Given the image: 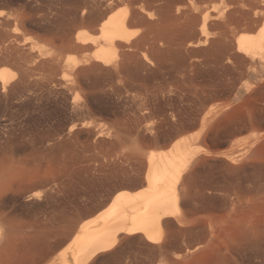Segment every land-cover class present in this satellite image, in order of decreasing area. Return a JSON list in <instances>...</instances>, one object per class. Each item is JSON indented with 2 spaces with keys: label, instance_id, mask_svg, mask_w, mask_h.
<instances>
[{
  "label": "rangeland",
  "instance_id": "1",
  "mask_svg": "<svg viewBox=\"0 0 264 264\" xmlns=\"http://www.w3.org/2000/svg\"><path fill=\"white\" fill-rule=\"evenodd\" d=\"M119 1L121 0H0V11H5L4 16L8 17H6L7 19L3 17L0 20V30H3L2 27L5 30L6 28L8 30L10 27L8 31L13 30V22L15 24L17 22L18 26L24 24L22 27H19L22 29L24 28L23 30L25 31L28 30L26 32H30L31 35L40 37L39 39L42 40V43L44 42L43 44L45 45L46 51L55 52L54 50H56L55 54L58 52L57 61L55 60L54 62V60H51L48 62L49 66L47 64L42 68L43 72L41 71V75L35 76L36 78L34 79L39 80V85L31 88V94L36 95V93H38L36 96L42 95L41 97H43V99L40 100L41 102L48 101L45 105L47 109L49 107L47 111H52L55 107L58 111L55 109L52 111L55 113L51 112V114L46 113L44 115V126L42 127L44 131L41 130V127V129L38 128V131L34 130L36 135L34 134L35 136L32 135L31 138H29L33 142H31V144H33L34 149L32 147L30 148V145H28V151H26L27 148H25L26 150L23 149L20 152H13L14 155H12L13 153L11 151H6V153L9 152L11 155L9 156V154L2 153L0 156V159L4 160V163L0 165V188L3 189V192L0 193V202H3H1L2 204L0 203V207L2 208V216L8 217L9 221V225H5L6 228L3 237L4 239L7 238L8 244L6 242V246H3L5 243L3 241L6 240H3L0 244L1 247L6 249L2 248L4 253L2 254V249L0 248V257L3 256L0 258V264H48L49 258L57 251L58 246H62L60 245L61 239L66 233L65 230L67 226L70 225L69 223L75 221L79 215L88 211V208L89 210L92 209L97 202L102 200L103 195V197L107 195L114 184H119L121 181L122 184H126L124 188H128L129 190L136 189L135 185L142 179L141 177L144 176L146 168L145 162L150 151L152 149L156 151L169 150L174 147V142L180 146V154L182 153L181 171L183 176L181 179L183 182H181L182 180L180 182L183 184L180 183V185H182L181 190L183 189L185 193L183 194V198L188 195L186 196L188 198L183 199L185 201L182 200L183 202L181 203V213H185H182L183 222H178L173 218L175 221L174 223L170 218L172 221L171 224H166L163 233L159 235L161 242L152 244L154 246L147 244L144 239L140 238L142 240L140 241L137 236L125 235L120 238V240H123H119L114 248L115 250L103 252V254L100 253L88 264H263L264 64L261 63L259 59H256L258 63L257 61L253 62L245 55L244 57L247 58L244 59L243 55L237 52L234 42L235 38H233V36L231 37V33L234 35L233 32L230 28L224 26L222 19L220 20L218 18L222 12H226L230 8L231 5L228 0H195L197 5V9L194 10L195 12L192 11L194 9L192 7H190L192 8V12L189 11V9L187 10V8H189L187 3H189L190 0H183L184 3L181 0L179 4H183L182 6L185 4V8L183 7L182 10H186H183V12L181 10L179 12L184 14V11H186V15L182 14L185 18L178 15L179 18L182 17V20L178 19V21L172 22L171 26L174 24L175 26H173V29L176 31V35L175 33L173 35V37L175 36L174 38L166 39L161 42L158 41V47L160 46L161 48H158L157 44H155L156 48L154 45L147 44L141 45L142 47L139 46L142 49L139 47H135L134 49V46L130 48V50L127 49L128 53H131V59L127 60H129L130 69L132 70H129L130 73L128 72V74L118 79V81L121 79L119 81L122 84H119L121 87L116 85L118 82L117 80L114 84L112 78L105 71L89 68L93 71H91L93 76L89 73L88 75L90 78L88 79V75H86L85 72L83 73L82 69V72L79 69H77V72L76 69L72 71L68 69L67 66H65V59L67 57H73L81 62L88 56L91 57L97 47V45L86 44L81 45L82 47L72 46L71 41L77 29L81 28L80 24L81 26L83 24L82 28L93 30L94 27H96L93 18L95 17L96 19L107 5ZM122 1L123 3L117 7L113 13L123 10L128 5L132 7L136 3L135 8L140 7L141 4L144 6L146 5L145 7L148 10L150 9L154 14L157 13L155 16L158 17L159 9L162 8L163 5L165 6L167 3L168 6L166 5L165 8L169 6L174 7L175 5V9H177L179 0H172L174 3L177 1L174 5L169 3L171 0H165V3L162 0L159 2L158 0H153L155 3L152 0H144V2L143 0H141L142 2L139 0H129V2L128 0ZM147 1L152 3L149 4ZM203 11H205V13L201 17H204L205 14H210L208 27L211 33V40L198 46L192 45L191 47L188 43L191 39L195 41L198 38L197 36L200 32L198 27H201L202 19L199 21H196V19L197 17L200 18ZM179 12L177 14H181ZM11 13H14L12 14L13 17H10ZM16 13H18L17 16L15 15ZM156 17H153V19L155 20ZM12 18L13 20L11 21ZM93 21L94 27L91 26ZM88 24H90V28ZM220 24L221 28L219 26ZM210 25L212 27H210ZM147 26L146 23L143 25V22L135 19L133 24H131V30L136 33V38H138L148 35L147 33L150 34L151 29ZM178 26L179 28H177ZM182 28L186 32L183 31ZM190 28L191 30H189ZM195 28L196 30H194ZM179 30L187 34L184 35L185 33H180L178 32ZM192 30H194V32ZM217 34L220 35L218 36ZM223 36H227V39L225 37V39H223ZM186 38L187 40H185ZM215 39L218 40V42ZM188 40L189 42L187 43ZM231 40H233V44ZM174 41H177L178 44L180 42V45L176 42L173 43ZM219 41L221 42L219 43ZM163 42L166 44H163ZM186 43L188 45H186ZM175 45V48L177 49L178 47L179 49L176 50L172 47ZM179 46H183V48H181L183 50H181ZM162 49L165 51H161ZM168 49H172V53L169 54L170 50ZM173 49L175 50L173 51ZM223 49L228 53L226 54ZM139 50H141V53ZM162 52L164 53V57ZM158 53L162 54L160 55ZM173 53L176 55L174 56ZM171 54L174 58H172ZM141 55L145 57L144 62L142 61L143 58ZM159 56L162 57L164 62ZM166 56H168L169 59ZM164 58H167L169 63H166L168 60ZM160 60L162 61L159 62ZM5 62H2L0 66H3L11 74H17V66L13 62ZM87 65L88 64H85L83 69L90 64ZM165 65L167 66L165 67ZM132 66L134 68L136 67L137 70L139 69V71L136 69V71H134ZM53 67H55V69ZM100 73L102 75H100ZM131 73L132 77L130 80L129 76L127 77L126 75H130ZM134 74L137 76L134 77ZM46 75L48 78L52 77L50 80L52 79L53 82L52 80L47 81V79H45ZM105 77L108 82L105 81ZM125 77L129 78L133 84L129 80H126L127 78ZM96 78L98 79L96 80ZM123 78L125 80H122ZM92 80L97 83H92ZM101 80L103 82H101ZM70 81H73L74 84H70L69 86ZM43 82L47 85L45 86ZM50 83L52 84L50 85ZM65 83H67L68 86H66ZM104 83L107 85L106 89ZM107 83L111 85V87ZM129 83H131V86H128L130 85ZM58 87L60 88L58 89ZM76 87L79 88L77 89ZM127 87L128 89L129 87L131 88L128 90ZM53 88L56 89L53 91ZM65 88L69 89L66 90ZM74 88L76 90H73ZM123 88L129 91L127 94H124V97L123 93H126V91H124ZM57 89L58 92L56 91ZM131 89H136L137 91ZM155 90L158 91L155 92ZM49 91H52L54 94ZM108 91L111 93H108ZM113 92L115 94H113ZM49 93L51 95H49ZM55 93L57 94L56 96ZM141 93H143V96ZM144 95L147 96L145 97ZM63 96L65 98H62ZM153 96L156 97L153 98ZM149 97H151V101L155 103L152 102V104H150L151 107L155 108H152L153 110L151 107L147 108L148 104L151 103ZM152 98L156 100V102L152 100ZM159 98L166 102H158ZM52 99L54 101H52ZM62 99L66 102L60 101ZM55 100L57 101V105ZM72 100L76 101L73 102ZM86 102L94 104L90 105L91 107L89 106V109L87 107L84 108L85 106L83 104ZM74 103H76L75 105L77 106H74ZM159 103H163L166 106L159 105ZM79 105L81 107L83 106L82 111ZM156 105L157 107L160 106V108L162 106V112H158L160 117L159 115H155V111L160 110L159 107L158 109L156 108ZM63 106H65V108ZM174 106L177 107V109ZM1 109L0 103V121L3 118ZM181 109L184 110V112ZM172 112L176 121H173V115H169L172 114ZM53 114L56 118L54 116L52 117ZM161 114L163 116H161ZM162 117H164V119H162ZM165 117H170L171 119L168 120ZM165 120H167V122ZM171 122L175 123L169 124ZM185 123L187 126L190 124V126H192L193 123L196 124H193L194 126L192 128L189 126L190 129H188L189 127L187 128ZM72 125L76 126L70 131L69 128ZM163 125L164 127H161ZM116 128L117 130H115ZM177 128L180 129H178L179 131H183L179 135H176V132H178ZM112 129L114 131H112ZM130 129L132 134L129 131ZM111 131L113 133L109 134ZM158 131L161 132V134ZM37 134H40L39 137ZM173 134L176 135L175 138L171 136ZM41 138L44 144L40 143ZM137 138L143 140L141 141ZM44 139L46 141H44ZM25 156L26 160L24 158ZM6 158H9V160ZM27 159L30 161L28 162ZM6 160L11 162H6V164ZM122 172H124L123 175ZM31 174H34V176H31ZM189 179L193 180L191 181ZM29 181H31V183H36V187L35 185L33 186L34 188L28 187ZM189 182H191V184ZM198 182L199 185L197 186ZM206 183L209 184V188L211 187L210 185L213 184L214 189H220H213V191H215L213 192L207 187L208 184ZM192 184L194 185L192 186ZM195 185L197 187H194ZM203 185L206 189L208 188L205 192ZM183 186L187 187L188 190H185ZM215 186L217 188H215ZM192 187L194 191H191ZM36 188H38V195H31L33 189L34 192H37ZM196 188H200L198 191L201 190V193H198ZM208 190L211 191L209 192ZM28 191L31 192L29 193ZM195 191L198 195L201 194L196 198V201H194L197 195ZM207 191L210 193L208 196H211L210 198H212L213 201L210 198V201L207 199ZM27 194L30 195V197ZM190 194H195V196L193 198L191 196L189 197ZM25 197H27L26 200ZM201 197H204L209 202V206L206 207L207 203L205 206L202 204L204 203L203 200H206L203 198L200 200L199 198ZM28 198L33 200H29ZM191 198L193 199L192 202H190L192 200ZM198 200L204 208L199 206L200 204L197 203ZM193 202H196L197 205ZM183 203H185V207ZM195 205L196 207L199 206L197 212H194L197 209L196 207H194L195 210L192 211ZM55 207L57 216H55V212L50 211V209L54 210ZM185 208H189L190 210H186ZM202 208L203 211L200 210ZM79 211L80 214L78 213ZM186 211L191 218L187 219L184 217L187 216ZM58 213L60 215L62 214L61 217ZM50 214L54 217L52 218ZM62 216L64 217L63 219ZM56 217L61 218L62 221H60V219L56 221ZM86 217L85 219L90 218L89 215ZM176 224L178 225L176 226ZM179 227H181L182 231L184 230L183 233ZM186 227H189L187 231L185 229ZM192 227L195 228L192 230ZM173 228L176 229H174L175 232L177 231L175 234L178 232L180 233L175 236ZM188 229L191 230V233ZM258 232L259 235H257ZM5 234L8 237H5ZM184 235L186 239L188 237V242L186 239L183 240L185 238ZM169 236H171V239ZM131 237L132 239L130 240L129 238ZM133 238L137 240H133ZM179 239L180 242L178 241ZM251 240L255 243L256 241L262 242L259 244L257 242V245H254L255 243H250ZM171 241L173 244H171ZM247 242L249 246L253 244L256 248L253 245L248 247L246 246L247 244L244 247V244ZM155 245L160 247H156ZM258 245L260 247H257ZM252 246L254 247V252ZM245 248L249 249L246 250Z\"/></svg>",
  "mask_w": 264,
  "mask_h": 264
},
{
  "label": "bare ground",
  "instance_id": "2",
  "mask_svg": "<svg viewBox=\"0 0 264 264\" xmlns=\"http://www.w3.org/2000/svg\"><path fill=\"white\" fill-rule=\"evenodd\" d=\"M141 1V0H139ZM151 1V0H149ZM147 1V2H149ZM153 1V0H152ZM160 0H158L159 2ZM163 2L165 0H162ZM161 1V2H162ZM181 0L178 1V6H177V9H175V3H177V1L174 3V1L172 2H169L171 3L173 6H169L168 8L163 5L162 8H158L159 9V16L156 17L155 14L157 13H153L150 11V9L148 10L144 5L141 4L140 2V7H136L135 8V4L134 6H127L126 8H124L123 10H120L116 13H113L115 11V9L117 7H119L123 1H119L117 3H113V4H109L107 5L104 10L102 12H100V15L93 18L95 20V26L94 27V21L92 22V27H94L93 30H88L87 28L85 29L84 27L82 28L81 24H80V27L81 28H78L75 35H74V38L73 40L71 41L72 43V46H77V47H82L81 45H97V47L95 48L92 56H88L87 58L83 59L81 62L77 61L75 58L73 57H67L65 59V66H67L68 69H70L71 71L72 70H75L76 69V72H77V69H79L81 71V69L83 70V73L85 72L86 75H88L89 73H91L92 70H90L89 68H96V70L98 69V71L102 70V71H105L111 78H112V81L113 83L115 84V81L119 78H122L123 75L125 76V74H128V72L130 73L129 70H132L130 69L131 66H130V63H129V60L127 59H131V53H128L127 49L130 50V48H132L134 46V49L135 47H139V46H143V45H147V44H151V45H154L155 48H156V45L157 43L161 42V41H165L166 39H170V38H174L173 35L174 33L176 32L174 29H173V26H175L173 24L172 25V22L176 20L178 21V19L182 20V14L181 11L182 8L185 6H182L181 4H179ZM185 1V0H184ZM188 1V0H187ZM230 2V8L226 11V12H222L220 14V17L218 16V18L221 20H223V24L224 26L228 27L231 29V31L233 32L234 35H232L231 33V37L233 36V38H235L234 42H235V48L237 50V52L241 53L244 57L247 56L248 59L250 58L251 61L255 62L257 61L256 59H259V61L261 63L264 64V0H228ZM126 2V1H125ZM129 2V0H128ZM132 2V1H131ZM144 2V0H143ZM155 3V1H153ZM183 2V0H182ZM134 3V1H133ZM132 3V5H133ZM152 3V2H151ZM149 2V4H151ZM153 3V4H154ZM157 3V1H156ZM165 3V2H164ZM168 3V4H169ZM184 3V2H183ZM139 4V3H138ZM147 4V3H146ZM148 4V5H149ZM188 4V7L187 10L189 9V11H191L192 8H194L192 11H194L195 9H197V5H196V2L195 0H190ZM147 5V6H148ZM160 5V4H159ZM152 6V5H151ZM168 6V5H167ZM156 7V5H155ZM187 7V5H186ZM192 7V8H190ZM199 7V6H198ZM150 8V7H149ZM153 8H154V5H153ZM185 8V7H184ZM152 9V7H151ZM155 9V8H154ZM176 11H175V10ZM201 9V8H200ZM183 10H186V9H183ZM182 10V12H183ZM191 11V12H192ZM202 11V10H201ZM181 13V14H177V13ZM195 12V11H194ZM186 11H184V14L183 15H186L185 14ZM190 13V12H189ZM205 13V11H203V13L200 15V18L197 17L196 21H199L200 19L202 24H201V27H198L199 28V34L197 36V40L193 41L191 39V41L189 42V40L187 41V43L189 45H201L205 42H208L209 40H211L210 36H211V33L209 32V15L208 14H205L204 17H201L203 14ZM5 14V11H0V20L4 17V19L7 17V16H4ZM12 14L14 13H11V16L10 17H13ZM18 13H16L15 15L17 16ZM194 14V13H193ZM10 15V14H9ZM182 16L181 18H179V16ZM188 15V13H187ZM192 15V14H191ZM20 16V15H19ZM190 16V14H189ZM199 16V15H198ZM21 17V16H20ZM153 17H156L155 20L153 19ZM187 17V16H186ZM192 17V16H191ZM190 17V18H191ZM8 18V17H7ZM6 18V19H7ZM23 18V17H22ZM185 18V17H183ZM194 18V17H193ZM192 18V19H193ZM92 19V18H91ZM137 19L139 20L140 22H143V25L144 23H146L150 29H151V32L150 34L147 33L148 35H145V36H140L138 38H136V33L133 32L131 30V24H133V21ZM187 19V18H186ZM189 19V17H188ZM187 19V21H188ZM191 19V20H192ZM211 19V18H210ZM10 20V19H9ZM13 20V18L11 19V21ZM18 20V19H17ZM23 20V19H22ZM27 20V19H25ZM179 20V21H180ZM218 20V19H217ZM6 21V20H5ZM15 21V20H14ZM24 21V20H23ZM185 21V20H184ZM193 21V20H192ZM212 21V20H211ZM8 22V21H7ZM21 22V21H20ZM25 22V21H24ZM191 22V21H190ZM195 22V21H194ZM212 22H215V21H212ZM211 22V23H212ZM11 23V22H10ZM9 23V24H10ZM26 23V22H25ZM91 23V22H90ZM139 23V22H138ZM180 23V22H178ZM185 23V22H184ZM183 23V24H184ZM193 23V22H192ZM3 24V23H2ZM6 24V23H5ZM4 24V25H5ZM8 24V25H9ZM20 24V23H19ZM23 24V23H21ZM176 24V23H175ZM181 24V23H180ZM217 24V23H216ZM12 25V24H11ZM15 25V26H14ZM24 25V24H23ZM23 25H19V26H23ZM89 25V28H90V24ZM179 25V24H178ZM198 25V24H197ZM200 25V24H199ZM218 25V24H217ZM216 25V26H217ZM2 26V25H1ZM16 22V24L13 22V30L11 31H8L7 28L6 30L2 27L3 30H0V64H2V62H5L7 63V61H10V62H13L16 66H17V74H11L7 69H5L3 66H0V103H1V107H2V116L3 118L1 119L0 121V125H1V130H0V156L2 153H6V151H11L12 153L13 152H20L21 150L29 147L28 145H30V148L32 147L33 148V144H31L32 140H30L29 138H31L32 135L35 134L34 130L38 131V128H42L44 126V120H43V117L44 115L47 113V114H51L52 111H54L55 109H57L55 107L54 110L52 111H47L49 109L46 108V102L48 101H44V102H41L40 100L43 99V97L41 96H36L38 95V93H36V95H33L31 94V88L33 86H36V85H39V80H36L34 78H36L35 76H40L41 75V71H42V68L48 64V62H50L51 60L55 62L56 58L58 57V52L57 54L56 53V50H54L55 52H50V51H46L45 50V45L42 43V40H40L39 38L40 37H37V36H34V35H31V33H27L26 31L28 30H23L22 28H20ZM147 26V27H148ZM186 26V24H185ZM184 26V27H185ZM214 26V25H213ZM220 28H221V24L219 25ZM223 26V25H222ZM25 27V26H24ZM183 27V28H184ZM187 27V26H186ZM210 27H212L210 25ZM179 28V26L177 27ZM182 28V30H183ZM188 28V27H187ZM217 28V27H215ZM214 28V29H215ZM219 28V27H218ZM193 29V27H192ZM223 29V28H222ZM178 30V29H176ZM181 30V29H180ZM178 31V32H182V33H185L183 31ZM191 30V28L189 29ZM196 30V28L194 29ZM194 30H192L194 32ZM198 30V29H197ZM221 30V29H220ZM225 30V29H224ZM188 31V30H187ZM191 31V32H192ZM245 31V32H244ZM190 32V31H188ZM197 32V31H196ZM227 32V31H226ZM145 33V32H144ZM216 33H217V30H216ZM187 33H185L184 35H186ZM225 34V33H224ZM223 34V35H224ZM149 35H153V36H149ZM176 35V33H175ZM183 35V34H182ZM180 35V36H182ZM183 35V36H184ZM191 35V34H189ZM218 36L220 34H217ZM216 35V36H217ZM179 36V37H180ZM188 36V35H187ZM193 36V35H192ZM189 37V36H188ZM225 36H223V39H227V36L224 38ZM185 38V36H184ZM194 38V37H192ZM69 39V38H68ZM177 39V38H176ZM181 40V37L179 38ZM189 39V38H188ZM219 39V38H218ZM232 39V38H231ZM173 40V39H172ZM179 40V41H180ZM183 40V39H182ZM187 40V38L185 39ZM216 40V39H215ZM230 40V39H229ZM227 40V41H229ZM69 41V40H68ZM159 41V42H158ZM168 41V40H167ZM218 42V40H216ZM226 41V40H224ZM222 41V42H224ZM233 40H231L232 42ZM70 42V41H69ZM171 42V41H170ZM169 42V43H170ZM177 43V41H174L173 43ZM181 42V41H180ZM180 42L178 45H180ZM216 42V43H217ZM221 41H219L220 43ZM230 42V43H231ZM165 42H163L164 44ZM168 43V44H169ZM172 43V42H171ZM186 43V45H188ZM218 43V44H219ZM70 44V43H69ZM166 44V43H165ZM176 44V45H177ZM185 44V43H184ZM222 44V43H221ZM226 44V42H225ZM233 44V42H232ZM172 45V44H171ZM175 46H172V47H176ZM185 45V46H186ZM217 45V44H216ZM223 45V44H222ZM221 45V47H222ZM141 46V47H142ZM226 47H229L227 45H225ZM153 47V46H152ZM157 47H158V44H157ZM160 47V46H159ZM158 47V48H159ZM167 47V46H166ZM169 47V46H168ZM171 47V48H172ZM180 49L183 48V46H179ZM187 47V46H186ZM217 47V46H216ZM76 48V47H75ZM74 48V49H75ZM140 48V47H139ZM145 48V46H144ZM161 48V47H160ZM185 48V47H184ZM190 48V47H189ZM195 48V47H194ZM234 48V49H235ZM142 49V48H140ZM149 49V48H147ZM165 49V48H163ZM161 50V51H165V50ZM167 49V48H166ZM176 49V48H175ZM173 49V51L175 50ZM177 49H179L177 47ZM176 49V50H177ZM218 49V48H217ZM222 49V48H221ZM226 49V48H225ZM233 49V51H234ZM151 50V49H150ZM170 50V49H168ZM172 50V49H171ZM170 50L169 54L172 53ZM183 50V49H181ZM184 50H187V49H184ZM224 50V49H223ZM227 50V49H226ZM132 51V50H131ZM140 53H141V50H139ZM138 51V52H139ZM143 51V50H142ZM153 51V50H152ZM158 51V49H157ZM156 51V52H157ZM180 51V50H179ZM219 51V49H218ZM225 51V50H224ZM232 51V50H231ZM162 52V53H163ZM167 52V50H166ZM165 52V53H166ZM177 52V51H175ZM174 52V53H175ZM162 53H158V54H162ZM173 55L175 56L176 54ZM181 53V51H180ZM179 53V54H180ZM224 53V52H223ZM226 53V51H225ZM228 53V52H227ZM226 53V54H227ZM235 53V51H234ZM133 54V52H132ZM222 54V53H221ZM231 54V53H230ZM236 54V53H235ZM234 54V55H235ZM238 54V53H237ZM138 55V53H137ZM136 55V56H137ZM239 55V54H238ZM241 55V56H242ZM135 56V57H136ZM140 56V55H139ZM142 56V55H141ZM155 56V55H154ZM169 56V55H168ZM168 56H166L168 58ZM172 56V54H171ZM174 56H172V58H174ZM237 56V55H236ZM86 57V56H85ZM134 57V59H135ZM138 57V56H137ZM161 57V56H159ZM163 57H164V53H163ZM232 57V56H230ZM235 57V56H234ZM237 57H240V56H237ZM247 57H244L247 58ZM143 62H144V58L143 57ZM167 58H164L166 60H168ZM171 58V57H170ZM140 59V58H139ZM162 59V57H161ZM136 60V59H135ZM158 60V59H156ZM163 60V59H162ZM162 60H160L159 62H161ZM172 60V59H170ZM57 61V60H56ZM59 61V59H58ZM147 61V60H145ZM173 61V60H172ZM131 62V61H130ZM164 62V60H163ZM162 62V63H163ZM248 62V61H247ZM251 62V63H253ZM4 63V64H5ZM9 63V62H8ZM132 63V62H131ZM141 63V62H140ZM147 63V62H146ZM158 63V62H157ZM166 63H169V60L168 62L166 61ZM165 63V64H166ZM249 63V62H248ZM250 63V64H251ZM258 63V61H257ZM51 64V63H50ZM57 64V63H56ZM55 64V66H56ZM59 64V63H58ZM85 64H90L88 67H85L83 69V66ZM137 64V63H136ZM149 64V63H147ZM147 64H145L146 66H148ZM160 64V63H159ZM172 64V62H171ZM82 65V66H81ZM144 65V64H143ZM142 65V67H143ZM173 65V64H172ZM49 66V64H48ZM54 66V65H53ZM58 66V65H57ZM136 66V65H135ZM138 66H141V65H138ZM167 65H165L166 67ZM52 67V66H51ZM133 67V66H132ZM163 67H164V64H163ZM46 68V67H45ZM48 68V67H47ZM55 69V67H53ZM52 68V70H53ZM134 68V67H133ZM168 68V67H167ZM57 69V68H56ZM89 69V70H88ZM136 67L134 68V71ZM165 69V68H164ZM46 70V69H45ZM44 70V71H45ZM51 70V68H50ZM49 70V71H50ZM142 70V69H141ZM160 70H163V69H160ZM59 71V70H58ZM95 71V70H94ZM133 71V72H134ZM139 71V69L137 70ZM43 72V71H42ZM75 72V71H74ZM82 72V71H81ZM79 72V73H81ZM93 72V71H92ZM50 73V72H49ZM82 73V74H83ZM102 73V72H101ZM100 73V75H102ZM139 73V72H138ZM36 74V75H35ZM54 74V73H53ZM95 74V73H93ZM97 74V73H96ZM104 74V73H103ZM137 74V73H135ZM134 74V77H136L137 75ZM51 75V74H50ZM77 75V74H76ZM85 75V74H84ZM92 75V73L90 74ZM106 75V74H105ZM104 75V76H105ZM132 73L130 75H126L127 77L129 76L130 80H131V76ZM140 75V74H139ZM93 76V75H92ZM153 76V75H152ZM47 75L45 76V79H47V81H51L50 78H46ZM85 77V76H84ZM103 77V76H102ZM107 77V76H106ZM106 77H105V81H106ZM125 77V78H127ZM139 77V76H138ZM41 78V77H40ZM89 75H88V79H89ZM117 78V79H116ZM129 78H127L126 80H129ZM34 79V80H33ZM77 79V78H76ZM82 79V77H81ZM98 78H96L97 80ZM136 79V78H134ZM55 80V79H54ZM85 80V79H84ZM121 80V79H120ZM119 80V81H120ZM122 80H125L124 78ZM129 80V81H130ZM137 80V79H136ZM46 81V82H47ZM57 81V80H56ZM78 81V80H77ZM93 81V80H92ZM95 81V79H94ZM92 82V83H95V82ZM118 81V82H119ZM127 81V82H129ZM53 82V80H52ZM61 82V80H60ZM82 82V81H80ZM100 82V81H99ZM101 82H103L101 80ZM108 82V80L106 81ZM110 82V81H109ZM117 82V86L119 84H121L120 82L118 83ZM132 83V81H130ZM57 83V82H56ZM86 83V82H85ZM91 83V82H89ZM97 83V82H96ZM95 83V84H96ZM111 83V82H110ZM131 83H129L130 85L128 86H131ZM137 83V82H136ZM44 84V82H43ZM48 84V82H47ZM46 84V85H47ZM52 83H50L51 85ZM66 86L67 83H65ZM70 84H74L73 81H70L69 82V86ZM75 84H76V81H75ZM87 84V83H86ZM93 84V85H95ZM105 84V89H106V83ZM108 84V83H107ZM112 84V83H111ZM133 84V83H132ZM142 84V83H141ZM45 85V84H44ZM45 85V86H46ZM56 85V84H55ZM61 85V84H60ZM83 85V84H82ZM109 85V84H108ZM122 85V84H121ZM125 85V84H124ZM127 85V84H126ZM96 86V85H95ZM99 86V85H98ZM111 87V85H109ZM120 86V85H119ZM51 87V86H50ZM65 87V86H64ZM121 87V86H120ZM124 88H126L125 86H123ZM155 87V86H154ZM39 88V87H37ZM48 88H49V84H48ZM60 87H58L59 89ZM77 89L79 87H76ZM82 88V87H81ZM85 88V86H84ZM96 88V87H95ZM108 88V87H107ZM119 88V87H118ZM123 88V90H124ZM131 87H129L130 89ZM132 88H133V85H132ZM145 88V87H144ZM150 88V87H149ZM152 88V86H151ZM36 89V88H35ZM50 89V88H49ZM56 88H53V91L55 90ZM58 89L56 90L58 92ZM66 90L69 89V88H65ZM92 89V88H91ZM119 89H122V88H119ZM128 89V87H127ZM128 89V90H129ZM51 90H52V87H51ZM71 90V89H70ZM73 90H76L75 88ZM94 90V89H93ZM102 90V88H101ZM109 90V89H108ZM126 91V93H123V97H124V94H127V92L129 91ZM131 90H136V89H131ZM147 90V89H146ZM159 90V89H158ZM158 90H155V92H157ZM38 91V90H37ZM60 91V90H59ZM107 91V90H106ZM116 91V90H114ZM137 91V90H136ZM141 91V90H140ZM33 92V91H32ZM35 92V91H34ZM39 92V91H38ZM50 92V91H49ZM52 92V91H51ZM50 92V93H51ZM63 92V90H62ZM61 92V93H62ZM100 92V91H99ZM110 91H108L109 93ZM151 92V91H150ZM46 93V92H44ZM43 93V94H44ZM49 93V95H51ZM53 93V92H52ZM105 93V92H103ZM111 93V92H110ZM121 93V95H122ZM140 93V92H139ZM138 93V94H139ZM144 93V92H143ZM141 93V95L143 94ZM147 93V92H146ZM145 93V94H146ZM149 93V92H148ZM153 93V91H152ZM163 93V92H162ZM42 94V93H40ZM48 94V93H47ZM54 94V93H53ZM94 94V93H92ZM100 94V93H99ZM113 94H115L113 92ZM112 94V95H113ZM156 94V93H154ZM158 94V93H157ZM167 94V93H165ZM170 94V93H169ZM45 95V94H44ZM57 94L55 93V96ZM90 95V94H89ZM104 95V94H103ZM130 95V93H129ZM54 96V95H52ZM59 96V95H58ZM92 96V95H90ZM94 96V95H93ZM137 96V95H136ZM140 96V95H139ZM143 96V95H142ZM145 96V95H144ZM147 96V95H146ZM145 96V97H146ZM150 96V94H149ZM157 96V95H156ZM156 96H153L156 97ZM159 96V94H158ZM173 96V95H172ZM97 97V96H96ZM106 97V95H105ZM109 97V96H107ZM122 97V96H121ZM122 97V98H123ZM130 97V96H129ZM133 97V96H132ZM163 97V96H162ZM62 98H65L64 96ZM127 98V97H126ZM131 98V97H130ZM151 97H149L150 99ZM152 98V100H154ZM158 98V97H157ZM156 98V99H157ZM165 98V97H163ZM94 100H97L95 98H92ZM91 99V100H92ZM104 99V98H103ZM142 99V98H141ZM144 99V98H143ZM148 99V98H147ZM170 99V98H169ZM177 99V98H176ZM47 100V99H46ZM65 100V99H64ZM159 101L158 102H163L165 103L166 101H163V100H160V98L158 99ZM40 101V102H39ZM52 101H54L52 99ZM56 101V100H55ZM59 101V100H58ZM60 101H63L60 100ZM73 101V100H72ZM71 101V102H72ZM76 100H74L73 102H75ZM99 101V100H98ZM151 101V99H150ZM156 102V100H154ZM64 103L66 101H63ZM62 102V103H63ZM84 102V101H83ZM92 102V101H90ZM153 101H151V103L148 104V107H151L150 104H152ZM80 103V102H79ZM154 103V102H153ZM163 103H159V105H165ZM168 103V102H167ZM47 104H50V103H47ZM55 104V103H54ZM71 104V103H70ZM69 104V105H70ZM76 103H74V106H77L75 105ZM82 104V102H81ZM80 104V105H81ZM94 104V103H92ZM90 104L89 102H86L85 104H83L85 107L84 108H88L89 109V106L92 105ZM155 104V103H154ZM56 105H57V101H56ZM65 105V104H63ZM68 105V104H66ZM79 105V106H80ZM145 105V104H144ZM146 105H147V102H146ZM173 105V104H172ZM175 105V104H174ZM50 106V105H49ZM53 106V104H52ZM155 106V105H154ZM166 106V105H165ZM168 106V105H167ZM54 107V106H53ZM65 108V106H63ZM81 107V106H80ZM79 107V108H80ZM83 107V106H82ZM82 107H81V111H82ZM91 107V106H90ZM160 108V106H158ZM157 105H156V108L158 109ZM175 107V106H174ZM179 107V106H178ZM67 108V106H66ZM78 108V109H79ZM93 109H95L94 107H92ZM154 108V107H151V109ZM162 108V106H161ZM161 108L160 110L158 111H155L156 112V116L159 115L158 112L161 111ZM164 108V107H163ZM169 108V106H168ZM167 108V109H168ZM177 109V107H175ZM53 109V108H51ZM50 109V110H51ZM77 109V110H78ZM155 109V108H154ZM179 109V108H178ZM64 110V109H62ZM66 110V109H65ZM91 110V108H90ZM153 110V109H152ZM182 110V109H181ZM58 111V109H57ZM75 111V110H73ZM80 111V110H79ZM80 111V112H81ZM85 111V110H84ZM83 111V112H84ZM151 111V110H150ZM174 111V109H173ZM177 111V110H176ZM175 111V113H176ZM179 111V110H178ZM184 112V110H182ZM72 112V110H71ZM162 112V111H161ZM167 112V110H166ZM186 112V111H185ZM52 113H55V112H52ZM60 113V111H59ZM76 113V112H75ZM79 113V112H78ZM158 113V114H157ZM181 113V112H180ZM74 114V113H73ZM81 114V113H79ZM88 114V113H86ZM150 114V112H149ZM154 114V113H153ZM166 114V113H165ZM177 114V113H176ZM184 114V113H183ZM57 115V114H56ZM83 115V113H82ZM168 115V114H167ZM169 115H173L174 117V114L172 112V114H169ZM168 115V116H169ZM51 116V115H49ZM48 116V117H49ZM54 116V114L52 115V117ZM161 116H163L161 114ZM165 116V115H164ZM190 116V115H189ZM47 117V115H46ZM51 117V118H52ZM55 117V116H54ZM160 117V115H159ZM158 117V118H159ZM167 117V116H166ZM165 117V118H166ZM184 117V116H183ZM187 117V115H186ZM185 117V118H186ZM1 118V116H0ZM56 118V117H55ZM59 118V116H58ZM61 118V117H60ZM172 118V116H171ZM170 117L169 118H166V119H171ZM182 118V117H181ZM162 119H164V117H162ZM47 120V118H46ZM158 120V119H157ZM173 120V118H172ZM182 120V119H181ZM184 120V119H183ZM163 121V120H162ZM167 122V120H165ZM173 121H176L175 120V117H174V120ZM186 121V120H185ZM58 122V120H57ZM56 122V123H57ZM160 122V121H159ZM157 122V123H159ZM175 123V122H174ZM173 122L169 123V124H174ZM187 123V122H186ZM185 123V125H186ZM191 123V122H190ZM197 123V122H196ZM196 123H193V124H196ZM155 124V123H154ZM167 124V123H166ZM165 124V125H166ZM182 124V123H181ZM180 124V125H181ZM192 124V126L190 125H186L187 128L190 126L191 128L194 126ZM158 125V124H157ZM161 125V124H160ZM177 125V124H176ZM175 125V126H176ZM184 125V126H185ZM74 126L76 125H72L70 126V131L75 128ZM173 126V125H172ZM174 126V127H175ZM155 127V126H154ZM157 127V126H156ZM161 127H164L161 126ZM170 127V126H169ZM190 127L188 129H190ZM40 128V129H41ZM46 128V127H45ZM139 128V127H138ZM137 128V129H138ZM146 128V127H145ZM158 128V127H157ZM160 128V127H159ZM48 129V128H47ZM46 129V130H47ZM136 129V127H135ZM135 129H132V130H135ZM152 129V128H151ZM156 129V128H155ZM164 129V128H162ZM179 128H177L178 130ZM180 129H181V126H180ZM179 129V130H180ZM183 129V128H182ZM42 131H44V128L41 129ZM117 130V128L115 129ZM142 130V129H141ZM165 130V129H164ZM176 132V135H179L181 134L183 131H179ZM184 130V129H183ZM69 131V132H70ZM112 131H114L112 129ZM110 132L109 134L113 133V132ZM130 133L132 134L131 132V129L129 130ZM137 131V130H136ZM140 131V130H139ZM147 131V129H146ZM149 131V130H148ZM152 131V130H151ZM160 131V129H159ZM158 131V132H159ZM142 132V131H141ZM155 132V131H154ZM117 133V132H116ZM139 133V132H138ZM150 133V132H149ZM157 133V131H156ZM161 134V132H159ZM41 134V133H40ZM39 134V135H40ZM142 134V133H141ZM151 134V133H150ZM36 135V134H35ZM34 135V136H35ZM38 135V134H37ZM38 135V137H39ZM135 135V134H134ZM138 135V134H137ZM140 135V134H139ZM146 135V134H145ZM155 135V134H154ZM175 134L171 135L173 136V138H175L176 136ZM33 136V137H34ZM133 136V135H132ZM141 136V135H140ZM144 136V135H142ZM42 137V136H41ZM133 138V137H132ZM131 138V139H132ZM141 138V137H140ZM140 138H137L138 140H141ZM146 138V137H145ZM150 138V137H149ZM171 138V137H170ZM40 139V138H38ZM37 139V140H38ZM137 139H133V140H137ZM167 139V138H166ZM172 139V138H171ZM132 140V141H133ZM143 140V139H142ZM141 140V141H142ZM148 140V139H147ZM146 140V141H147ZM42 138L40 140V143H43L42 142ZM44 141H46L44 139ZM131 141V140H130ZM145 141V140H144ZM39 142V141H38ZM140 142V141H139ZM33 143V142H32ZM145 143V142H144ZM44 144V143H43ZM47 144V143H46ZM142 144V143H141ZM32 145V146H31ZM35 145V144H34ZM174 147L170 148L169 150H160V151H156V150H151L150 153L148 154L147 158H146V168H145V172H144V176H142L141 180H140L136 185V189H128V188H124V186L126 184H122V182L120 181V183L118 184H114L113 187L111 188L110 186V190L109 192L105 193V197L102 196V200L99 201L100 202H97V204L89 210L88 208V211L82 213L81 215H79L77 217V219L71 223H69L70 225L67 226V229L65 230V234L63 236V238L61 239V243L60 245L62 246H58L57 248V251L54 252L53 256H51L48 260V264H88L90 261H92L97 255H99L100 253L103 254V252H107V251H111L113 250L116 245L118 244L119 240L121 237L125 236V235H133V237L137 236L139 237V239H144L147 244H149L150 246H154L152 244H155V243H159L161 242V239L159 237V235H161L164 231V226L166 224H171V219L173 220V218L176 219V221L178 222H183V214H185L184 212L181 213V203L185 200L183 199H187L188 195H184L185 198H183V194H185L183 192V189L181 190V186L180 183L183 182V180L181 179V177L183 176L182 174V171H181V162H182V153L180 154V150H179V145L174 142ZM37 146V145H36ZM39 148V147H38ZM176 148V149H175ZM34 149V148H33ZM26 150V149H25ZM24 150V152H25ZM37 150V149H36ZM28 151V148L27 150ZM38 152V150H37ZM31 153V151H30ZM33 153V152H32ZM6 154H9V152H7ZM20 154V153H18ZM11 154H9L10 156ZM14 155V153L12 154ZM19 156V155H18ZM17 156V157H18ZM15 157V158H17ZM13 158V159H15ZM25 160H26V156L24 157ZM7 159V158H6ZM23 159V157H22ZM9 160V158L7 159ZM5 161L8 162V161ZM28 160V159H27ZM18 161V160H17ZM30 160H28L29 162ZM11 162V161H10ZM8 162V163H10ZM20 162V161H19ZM22 162V161H21ZM4 163V160H1L0 159V165ZM7 164V163H6ZM124 171V170H123ZM126 171V170H125ZM124 174V172H122V175ZM31 176H34V174H31ZM193 177V176H192ZM191 177V178H192ZM195 177V176H194ZM200 177V176H199ZM185 178V177H184ZM188 179V177H187ZM195 179V178H194ZM197 179V178H196ZM201 179V178H200ZM137 180V181H138ZM182 180V181H181ZM191 180V179H189ZM193 180V179H192ZM191 180V181H192ZM35 181V180H34ZM33 181V182H34ZM181 181V182H180ZM186 181V179H185ZM209 181V180H208ZM30 183L28 184V187L30 186V188H34L33 186L35 185L36 187V183H31V181H29ZM124 182V181H123ZM187 182V181H186ZM185 182V184H186ZM38 183V182H37ZM188 183V182H187ZM191 184V182H189ZM195 183V181H194ZM209 183V182H208ZM206 183V184H208ZM213 183V182H212ZM183 184V183H181ZM184 184V185H185ZM129 185V184H128ZM133 185V186H134ZM194 184H192L193 186ZM199 185V182L197 184V186ZM216 185V184H215ZM25 186V185H24ZM196 185L194 187H197ZM207 186V185H206ZM211 187L209 188V184H208V188L211 189L213 191V184L210 185ZM27 187V186H26ZM39 187V185H38ZM129 187V186H128ZM132 187V186H130ZM184 187V186H183ZM200 187V186H199ZM204 187V185H203ZM219 187V186H218ZM185 190L187 189V187H184ZM201 189H203L202 187H200ZM200 188H196L197 192L198 193H201V190L198 191V189ZM207 188V189H208ZM215 188H217L215 186ZM1 189V192L2 193L3 189ZM38 188H36L37 190ZM194 188L192 187L191 191L193 190ZM205 189V190H204ZM204 192L207 190L205 187H204ZM220 188H217V189H214V190H218ZM35 190V191H36ZM41 190V189H40ZM188 190V189H187ZM210 190V191H211ZM32 191V190H31ZM30 191V192H31ZM189 191H190V187H189ZM194 191V190H193ZM209 191V190H208ZM207 191V196L208 193ZM209 191V192H210ZM29 192V191H28ZM29 192V193H30ZM33 192H34V189H33ZM31 195H38V190L37 192H34ZM187 192V191H186ZM196 192V191H195ZM196 192V193H197ZM203 192V193H204ZM215 192V191H213ZM193 193V192H191ZM197 193V197L192 194L189 195V197L191 196L192 198L195 196V199L194 201H196V198L199 197V194L198 195ZM41 194V193H40ZM39 194V195H40ZM189 194V193H188ZM216 194V193H215ZM28 195V194H27ZM205 195V193H204ZM205 195V196H206ZM214 195V194H212ZM30 197V195H28ZM38 197V196H36ZM211 197V196H210ZM209 196L207 197V199L210 198ZM27 197H25V200H26ZM33 198V197H32ZM191 198V199H192ZM205 199L204 197H201L199 198L200 200ZM23 199V198H22ZM29 200H33V199H30L28 198ZM212 200V198H210ZM209 199V201H210ZM36 200V199H35ZM183 200V201H182ZM206 200V199H205ZM37 201V200H36ZM193 199L190 201L192 202ZM207 201V200H206ZM204 201V206L205 204L207 203L206 207L209 206V202L207 201ZM213 201V200H212ZM2 202V201H1ZM0 202V203H1ZM188 202V201H187ZM3 203V202H2ZM1 203V204H2ZM186 203V202H185ZM185 203L184 204V207H185ZM197 205V203H199V200L198 202H193ZM212 203V202H211ZM5 204V203H4ZM188 204V203H187ZM200 204V203H199ZM198 204V205H199ZM189 205V204H188ZM194 205V204H193ZM193 206L194 207H196ZM213 205V204H212ZM1 206V205H0ZM3 206V205H2ZM199 206H202L201 204ZM197 206L196 210L195 208L192 209V211L194 212H197V210L199 209ZM211 206V205H210ZM188 207V206H187ZM203 207V206H202ZM205 207V209H206ZM183 208V207H182ZM189 208H185L186 210L189 209ZM204 208V207H203ZM203 208L200 209L203 211ZM189 209V210H190ZM211 209V208H209ZM56 210V207L54 210H51L52 212H55ZM184 210V209H183ZM207 210V209H206ZM205 210V211H206ZM2 208L0 207V244L3 240H6L7 238H3L4 237V233H5V228H6V224L9 225V221H8V217H4L2 216ZM59 211V210H58ZM57 211V212H58ZM208 211V210H207ZM51 212V214H52ZM199 212V211H198ZM48 213V212H47ZM56 213V212H55ZM54 213V215H55ZM60 213V212H59ZM58 213V215L61 217V215ZM62 213V212H61ZM80 214V211L78 212ZM187 213V211H186ZM200 213V212H199ZM198 213V214H199ZM50 214V216L52 217V215ZM90 218L88 219H85L86 216H88ZM192 215V214H191ZM200 215V214H199ZM202 215V214H201ZM8 216V215H6ZM57 216V213L56 215ZM64 216V215H63ZM62 216V219L64 218ZM187 216H188V213H187ZM184 216L185 218L189 219L191 218L190 216ZM54 217V216H53ZM52 217V218H53ZM194 217V215H193ZM196 217V216H195ZM11 218V217H10ZM75 218V217H74ZM87 218V217H86ZM171 218V219H170ZM204 218V217H203ZM57 219H60L61 218H57L56 217V221H58ZM54 220V219H53ZM199 220V219H197ZM55 221V220H54ZM174 221V220H173ZM187 221V220H186ZM176 222V223H178ZM185 222V221H184ZM192 222V221H191ZM194 222V221H193ZM175 223V221H174ZM189 223V222H188ZM174 225V224H172ZM178 224H176L177 226ZM180 225V224H179ZM183 225V224H182ZM196 225V224H195ZM199 225V224H198ZM202 226V225H201ZM17 227V226H16ZM169 227V226H168ZM173 227V226H171ZM204 227V225H203ZM10 228V227H9ZM176 228V227H175ZM173 228V231L174 229ZM181 229V227H179ZM187 228L189 227H186V231H187ZM191 228V226H190ZM193 228L195 227H192V230ZM8 229V228H7ZM6 229V230H7ZM17 229V228H16ZM178 229V228H177ZM197 229V228H196ZM176 230V229H175ZM179 230V229H178ZM195 230V229H194ZM204 230V228H203ZM8 231V230H7ZM172 231V232H173ZM182 231V229H181ZM184 231V230H183ZM182 231V233H183ZM185 231V232H186ZM188 231L191 233V230L188 229ZM171 232V233H172ZM177 232V231H176ZM175 231L173 232L174 234L176 233ZM188 232V234H189ZM194 232V231H192ZM180 233V232H178ZM177 233V234H178ZM199 233V232H198ZM173 234V235H174ZM175 234V236L177 235ZM187 234V232H186ZM172 235V234H171ZM181 235V234H180ZM193 235V233H192ZM259 235V232L258 234ZM12 236V235H11ZM196 236V235H195ZM200 236V234H199ZM198 236V237H199ZM5 237H8L6 236L5 234ZM126 237H129V236H126ZM136 237V238H137ZM170 239H171V236H169ZM179 237V235H178ZM184 239H186V236L184 235ZM194 237V236H193ZM34 238V237H33ZM135 238V239H136ZM181 238V237H180ZM192 238V237H191ZM258 238V237H257ZM130 240L132 239L129 238ZM133 238V240H135ZM138 239V240H139ZM140 239V241H142ZM181 239V240H182ZM188 239V237H187ZM186 239V241H187ZM190 239V238H189ZM252 240H254L253 238H251ZM259 239V238H258ZM32 240H35V239H32ZM123 239H121L120 241H122ZM137 240V239H136ZM251 240V241H252ZM257 240V239H256ZM263 240V239H262ZM173 241V240H172ZM171 241V244H173ZM180 242V239L178 240ZM185 241V242H186ZM250 243H255V242H251ZM5 242L3 246H6V242L8 244V241H3ZM36 242V241H35ZM188 242V241H187ZM192 242V241H191ZM194 242V241H193ZM258 242L261 243L262 241H256V243ZM33 243V241H32ZM128 243V242H127ZM168 243V242H166ZM170 243V242H169ZM175 243V242H174ZM254 244V245H257V244ZM3 244V243H2ZM122 244V243H121ZM144 244V243H143ZM146 244V245H147ZM247 244V245H246ZM148 245V246H149ZM158 245V244H157ZM248 246V247H251V245L253 244H248L245 243L244 244V247ZM253 245V246H254ZM262 245V244H261ZM33 246V245H32ZM156 246V245H155ZM252 246V247H253ZM156 247H160V246H156ZM255 247V246H254ZM254 247H253V252H254ZM257 247H260L259 245ZM0 248H4V247H1L0 245ZM8 248V246H7ZM155 248V247H154ZM166 248V247H165ZM256 248V247H255ZM0 249V250H1ZM5 249V248H4ZM161 249V248H160ZM246 250H248L247 248H245ZM244 249V250H245ZM6 250V249H5ZM115 250V249H114ZM256 251V250H255ZM6 252V251H5ZM8 252V251H7ZM115 252V251H114ZM2 254L3 253V249H2ZM6 255V254H5ZM4 255V256H5ZM264 256V255H263ZM3 257V256H1ZM0 257V258H1ZM1 261V260H0ZM264 264V263H263Z\"/></svg>",
  "mask_w": 264,
  "mask_h": 264
}]
</instances>
